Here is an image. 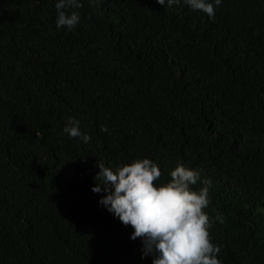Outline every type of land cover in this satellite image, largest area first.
<instances>
[{"label": "trees", "instance_id": "obj_1", "mask_svg": "<svg viewBox=\"0 0 264 264\" xmlns=\"http://www.w3.org/2000/svg\"><path fill=\"white\" fill-rule=\"evenodd\" d=\"M56 2L0 0V264H152L91 190L99 160L143 158L161 183L199 171L221 264H264V0L214 18L81 0L73 31ZM70 117L88 143L63 132Z\"/></svg>", "mask_w": 264, "mask_h": 264}, {"label": "clouds", "instance_id": "obj_2", "mask_svg": "<svg viewBox=\"0 0 264 264\" xmlns=\"http://www.w3.org/2000/svg\"><path fill=\"white\" fill-rule=\"evenodd\" d=\"M97 0H90L95 4ZM162 6L172 7L183 2L193 11L214 18L215 8L222 0H156ZM81 0H57L56 27L73 31L80 21L77 9ZM101 131L107 132L105 126ZM63 132L84 143L91 136L81 132L80 121L68 118ZM94 193L104 192L99 203L106 207L125 226H131V239L142 241V259L152 256V264H221L220 247L212 243L210 229L213 223L205 209L211 204L209 187L196 190L200 180L195 169L178 164L170 171V179L160 182L163 173L151 159H135L116 169L106 167L99 160ZM210 185V180L203 182Z\"/></svg>", "mask_w": 264, "mask_h": 264}]
</instances>
